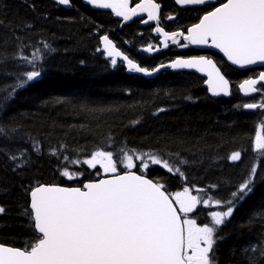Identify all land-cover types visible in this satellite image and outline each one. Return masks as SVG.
Segmentation results:
<instances>
[{
    "label": "snow or ice",
    "instance_id": "snow-or-ice-1",
    "mask_svg": "<svg viewBox=\"0 0 264 264\" xmlns=\"http://www.w3.org/2000/svg\"><path fill=\"white\" fill-rule=\"evenodd\" d=\"M23 2L32 12H37L32 0ZM84 2L96 9H110L112 15L122 17L123 21H130L141 13L146 14L147 19H141V23L157 22V26L151 30L159 35L164 48H168L171 42L179 48L195 46L216 49L223 54L222 59L228 66L241 69L264 64V0H174L175 5L179 6L178 13L187 11L195 14L186 31L182 30L183 25L181 30L176 31H166L160 26L161 5L154 0H139L134 7L130 6L129 0ZM55 3L71 7L70 0H55ZM6 7L0 0V10ZM164 19L173 20L174 17L168 15ZM0 25H3L2 20ZM32 27L31 22H25L19 30ZM39 43L48 52L55 51L48 43ZM99 43L102 50L98 47L96 51H102L114 67L119 57L129 72L144 76H152L162 68L190 69L207 77L203 83L213 97L230 94V80L209 55L177 56L167 65L161 63L149 68L140 66L119 51L108 35H101ZM25 47L29 45L18 44L11 56L6 53L0 55V65L11 60L20 67L19 71L4 69L0 73L13 77L15 81L3 89L7 96L4 102H0V116L18 90L41 80L43 65L38 64V60L42 56L46 58V54L37 48L30 56L25 55ZM143 51L151 53L154 49L148 45ZM239 91L245 95L260 94L259 102L234 107L237 110L241 107L261 110V119L250 141L253 163L242 182L234 185L230 179L224 181L229 192L227 199L216 195L207 198L193 195V185L189 184L187 172L182 167L188 162L180 158V153L166 157L161 150L128 148L126 138L120 142L118 151L109 150V142L116 145L109 135L90 153H85L83 160H70L65 156L64 161L58 164L59 177L74 181L75 186L38 180L25 184L21 178L19 188L24 203L19 205L21 211L18 215L27 222L24 227L28 230V238L23 247L0 243V264H219L218 252L229 235L223 232L224 227L234 215V210L254 194L257 183L264 182V71L244 79L239 84ZM183 99L192 101L189 95H184ZM81 107L87 111L114 110L111 106L90 109L85 104ZM165 111L167 109L158 108L153 115ZM139 122L134 120L130 123L135 127ZM14 134L15 129L0 124V139L10 140ZM170 140L172 143L183 142L178 135L171 136ZM66 149L67 146L61 144L59 149L52 148L50 155L59 158ZM19 151L20 157L14 153H4L13 164L11 171L17 175L23 167L30 165L31 154H42L35 140L32 141L31 152L26 149ZM241 158L240 150L232 151L227 156L232 162L241 161ZM256 159H260L261 168H258ZM69 164L81 167L72 171ZM153 166H159L171 176L161 174L152 177ZM177 177L181 181L179 190L170 192L168 182ZM208 187L218 188V185ZM11 191V188L0 186V194L7 195ZM195 191L204 193L205 189L196 188ZM201 204L207 210L202 223L189 215ZM3 214H6V208L0 205V215ZM257 220H264V199L241 227L251 229ZM229 253L233 257L238 254L244 264H260L264 260V231L257 241L238 249L234 246Z\"/></svg>",
    "mask_w": 264,
    "mask_h": 264
},
{
    "label": "trees",
    "instance_id": "trees-1",
    "mask_svg": "<svg viewBox=\"0 0 264 264\" xmlns=\"http://www.w3.org/2000/svg\"><path fill=\"white\" fill-rule=\"evenodd\" d=\"M154 1L161 4L162 12L176 14L175 22L171 23L173 27L193 22L195 14L178 13L173 0ZM32 2L37 6L35 13L23 0H3L7 7L0 10V20L3 21L0 25V55L11 56L18 44L29 45L23 49L25 55L30 56L37 48L46 54V58L42 56L38 60V64L43 65L40 82L18 90L0 116V124L15 129L10 140L0 139V186L12 189L7 195L0 194V205L6 208V214L0 215V243L23 247L28 238V230L24 227L27 222L18 215L21 211L19 205L24 203L19 188L21 178L25 184L38 180L75 186L74 181L59 177L58 164L65 156L70 160H83L85 153H90L109 135L116 141V145L108 143L109 150L118 151L120 142L126 138L128 148L161 150L166 157L180 153V158L188 162L182 167L187 172L189 184L193 185L194 195L203 198L216 195L227 199L229 192L224 181L230 179L234 185L242 182L253 163L250 141L261 119V110L242 107L237 110L234 106L261 100L258 93L248 100L237 89L240 79L252 76L256 70H238L210 50L188 48L190 54L209 55L217 62L230 80V98L208 95L203 77L195 72L162 70L151 79L131 75L122 62L118 61L114 67L102 52L96 51L99 36L108 35L133 60L149 68L165 63L167 59L163 60L164 57L172 56L174 47L156 55L143 52L141 48L145 45L158 44L150 30L139 26L136 21L121 24L110 12L92 9L81 0H70V8H63L51 0ZM25 22H31L33 27L20 31ZM40 41L48 43L55 51L43 49ZM4 69L19 71L20 67L9 60L0 65V73ZM14 82L13 77L0 74V102H4L7 96L3 90L5 86ZM184 95L191 96L192 101H185ZM85 104L90 109L111 106L114 110H82L81 106ZM158 108L167 111L153 115ZM134 120L140 121L135 127L130 123ZM173 135L181 137L183 142L172 143L170 137ZM25 140L28 143H24ZM33 140L40 145L42 154H31L30 165L23 167L19 175L13 173V164L4 153L20 157V149L31 152ZM61 144L67 149L59 158L50 155L52 148L59 149ZM235 150L242 152L241 161L227 159ZM255 162L258 168L262 167L260 159ZM80 167L69 164L72 171ZM161 174L171 176L159 166H153L151 176ZM180 184L178 177L170 179L168 190H179ZM213 184L218 188L209 189L208 186ZM196 188H203L205 192L197 193ZM262 199L264 182H258L254 194L234 210L223 229L229 235L218 252L219 264H244L243 258L238 254L231 256L229 249L234 246L238 249L259 239L264 231V220H257L251 229L241 225ZM206 211L201 204L189 215L202 223ZM260 264H264V260Z\"/></svg>",
    "mask_w": 264,
    "mask_h": 264
},
{
    "label": "flooded vegetation",
    "instance_id": "flooded-vegetation-1",
    "mask_svg": "<svg viewBox=\"0 0 264 264\" xmlns=\"http://www.w3.org/2000/svg\"><path fill=\"white\" fill-rule=\"evenodd\" d=\"M137 1H139V0H135V1H133V0H131V6H133ZM173 3H174V0H173ZM175 4V3H174ZM161 5V4H160ZM176 6V5H175ZM178 9H179V6H176ZM162 8V7H161ZM168 15H171V16H173L174 17V19L173 20H167V19H164V17L165 16H168ZM175 15L176 14H171V13H169V12H162V9L160 10V25L162 26V27H164V29L166 30V31H176V30H181V27H178V26H174L173 27V25H171V23L172 22H175ZM141 19H143V20H145L144 19V17H142V18H138V19H133L132 21H136L137 22V24L139 25V26H141V27H146L148 30H150V35L155 39L154 40V42H156V41H158V44H159V38H158V36L157 35H154L153 34V32H152V25L151 24H146V25H143L144 23H141ZM191 24V23H190ZM189 24H187V25H185L184 26V28L182 29V30H184V31H186V27L188 26ZM138 34L139 35H141V32H138ZM155 46H157V45H155ZM161 46V45H160ZM159 46V47H160ZM174 47V49H173V51H172V56H170V57H164V59L163 60H165V59H167V60H165V62H167V61H170V60H172V59H174V58H176L177 56H188L190 53H189V49H188V51H187V48H179V47H176L175 45H172L171 43H169V46H168V48H165V49H163L164 51L166 50V49H169V48H173ZM161 49V48H160ZM157 53V52H156ZM156 53H154V54H152V55H156ZM217 55V54H216ZM163 60H161V61H163ZM164 62V61H163ZM227 66V65H226ZM250 69H253V70H256V72H261V71H264V68H260V67H255V68H250ZM255 72V73H256ZM255 73L253 74V75H255ZM131 75H137V74H131ZM252 75V76H253Z\"/></svg>",
    "mask_w": 264,
    "mask_h": 264
},
{
    "label": "water",
    "instance_id": "water-1",
    "mask_svg": "<svg viewBox=\"0 0 264 264\" xmlns=\"http://www.w3.org/2000/svg\"><path fill=\"white\" fill-rule=\"evenodd\" d=\"M53 2H55V0H52ZM82 2L84 3V4H86L85 2H84V0H82ZM129 3H130V1H129ZM87 5V4H86ZM89 7H91L92 9H96V8H93L91 5H88ZM63 8H70V7H65V6H62ZM132 7H134V6H132ZM96 10H101V11H108V12H110L111 13V10L110 9H96ZM113 17L114 18H116V19H118V20H120L121 21V24H127V23H129V22H131L133 19H137V18H141V17H146V19H147V15L146 14H144V13H141L138 17H133L132 18V20H130V21H123V19H122V17H115L114 15H113ZM149 23H152V24H154V27L155 26H157V22L156 21H151V22H149ZM114 44V43H113ZM101 46V49H102V45H100ZM114 46H115V44H114ZM191 48H193V49H195V50H199V49H203V48H196L195 46H191ZM118 49V48H117ZM119 51H121L120 49H118ZM213 52H215V53H217L219 56H223V54L222 53H219V51L218 50H216V49H211ZM122 52V51H121ZM123 53V52H122ZM124 54V53H123ZM117 59H120L119 57L117 58ZM121 60V59H120ZM168 64V63H167ZM167 64H165V65H167ZM232 68H235V69H238V70H246V69H249V68H254V67H260V68H264V64H255V65H249V66H246L245 68H243V69H241V68H238L237 66H231ZM127 69V68H126ZM163 69V68H162ZM161 70V69H160ZM172 72H177V71H187V72H191V71H193V72H195L194 70H190V69H178V70H173V69H170ZM128 71V70H127ZM129 72V71H128ZM134 73V72H133ZM195 73H197V72H195ZM136 74H139V75H142V76H144L143 74H140V73H136ZM157 73H154L152 76H144V77H146V78H151V77H153V76H155ZM198 75H200V76H203L201 73H197ZM203 77H205V79H207V77L206 76H203ZM204 86H205V88L207 89V85L206 84H204ZM258 86V85H257ZM238 89H239V85H238ZM207 92H208V90H207ZM230 93H231V85H230ZM241 93V92H240ZM208 94L210 95V96H212L211 95V93H209L208 92ZM241 94H243L244 96H247V95H245L244 93H241ZM250 94H254V93H249L248 95H250ZM229 96H230V94H229ZM229 96H223L222 94L220 95V96H216V97H224V98H228Z\"/></svg>",
    "mask_w": 264,
    "mask_h": 264
},
{
    "label": "bare ground",
    "instance_id": "bare-ground-1",
    "mask_svg": "<svg viewBox=\"0 0 264 264\" xmlns=\"http://www.w3.org/2000/svg\"><path fill=\"white\" fill-rule=\"evenodd\" d=\"M124 67H125V66H124ZM125 70H126V72H127L128 74H135V73H133V72H128L127 69H126V67H125ZM258 87H259V85H258ZM254 95H255V93H254V94L247 95V96H245V97H246L248 100H250Z\"/></svg>",
    "mask_w": 264,
    "mask_h": 264
},
{
    "label": "rangeland",
    "instance_id": "rangeland-1",
    "mask_svg": "<svg viewBox=\"0 0 264 264\" xmlns=\"http://www.w3.org/2000/svg\"><path fill=\"white\" fill-rule=\"evenodd\" d=\"M193 194V193H192ZM194 195V194H193Z\"/></svg>",
    "mask_w": 264,
    "mask_h": 264
}]
</instances>
